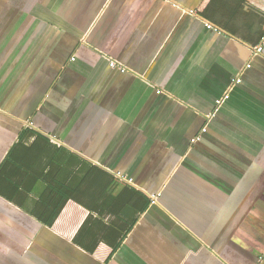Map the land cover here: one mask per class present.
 Masks as SVG:
<instances>
[{
	"label": "crops",
	"instance_id": "obj_1",
	"mask_svg": "<svg viewBox=\"0 0 264 264\" xmlns=\"http://www.w3.org/2000/svg\"><path fill=\"white\" fill-rule=\"evenodd\" d=\"M263 258L264 0H0V264Z\"/></svg>",
	"mask_w": 264,
	"mask_h": 264
},
{
	"label": "built area",
	"instance_id": "obj_2",
	"mask_svg": "<svg viewBox=\"0 0 264 264\" xmlns=\"http://www.w3.org/2000/svg\"><path fill=\"white\" fill-rule=\"evenodd\" d=\"M112 66L114 67L115 64L113 63ZM240 82H241V80L239 79V80L237 81V83H240ZM220 104H221V103H220Z\"/></svg>",
	"mask_w": 264,
	"mask_h": 264
},
{
	"label": "trees",
	"instance_id": "obj_3",
	"mask_svg": "<svg viewBox=\"0 0 264 264\" xmlns=\"http://www.w3.org/2000/svg\"><path fill=\"white\" fill-rule=\"evenodd\" d=\"M261 264H264V258H263V261H262V263Z\"/></svg>",
	"mask_w": 264,
	"mask_h": 264
}]
</instances>
